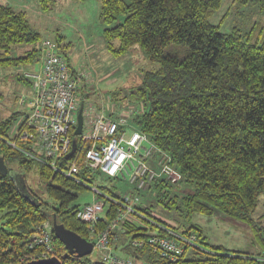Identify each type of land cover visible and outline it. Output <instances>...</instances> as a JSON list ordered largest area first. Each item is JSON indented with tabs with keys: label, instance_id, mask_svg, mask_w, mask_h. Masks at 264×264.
Here are the masks:
<instances>
[{
	"label": "trees",
	"instance_id": "1",
	"mask_svg": "<svg viewBox=\"0 0 264 264\" xmlns=\"http://www.w3.org/2000/svg\"><path fill=\"white\" fill-rule=\"evenodd\" d=\"M233 1L253 4L264 16V0ZM38 2L43 12L54 6V0ZM99 2L107 52L121 57L136 47L149 62L158 65L156 70L143 71L140 84L129 92L138 105L137 113H132L129 120L157 148L154 163L165 154L180 176L176 182L158 178L145 190L132 185L136 193L148 191L149 197L146 204H135V214L121 223L122 231L116 237H121L122 253L117 254L132 258L136 264H264V255L251 256L210 244L200 227H180L165 212L176 210L188 217L218 212L243 222L255 236H264L259 219L253 217L264 193V22L244 33L236 28L220 32L209 17L220 8L222 0ZM64 39L56 34L55 41L50 42L57 54L70 63V43L63 44L62 53L58 51ZM43 41L46 40L31 27L25 11L0 4V75L5 71L18 83L30 85L24 72L40 63ZM37 43L39 47H31L22 55H10L13 46ZM90 84L88 78L83 83V93ZM116 92L114 99L120 95L119 90ZM97 111L104 112L103 107ZM115 111L109 110L107 117L115 116ZM21 115L15 111L0 120V157L8 168L7 175H0V264H33L41 260L44 248L31 247L30 241L44 223L50 225L53 245V252L46 258L56 257L61 264H107L99 257H65L67 251L52 231V219L91 241L87 225L75 216L80 206L72 204L77 193L91 184L93 176L83 171L77 175L82 183L75 182L12 148L9 142L13 134L9 136V131ZM87 148L78 139L76 153ZM12 166L21 175L36 172L39 190L30 188L21 176L16 184L10 175ZM105 190L103 194L109 198L123 200ZM104 205L98 230L118 214L113 202L105 201ZM153 235L193 236L195 242L182 245L183 254L171 261L149 245ZM113 236L111 246L116 238Z\"/></svg>",
	"mask_w": 264,
	"mask_h": 264
},
{
	"label": "built area",
	"instance_id": "2",
	"mask_svg": "<svg viewBox=\"0 0 264 264\" xmlns=\"http://www.w3.org/2000/svg\"><path fill=\"white\" fill-rule=\"evenodd\" d=\"M40 48L39 70L24 72V76L31 82L35 97H28V92L24 90L17 99L18 106H28L29 110L14 127L13 140L9 142L12 148L78 183L82 182L77 179V175L83 171L89 176L100 173L107 178L125 180L137 190H145L152 181L161 177L178 181L180 176L171 167L170 157L161 154L154 163L153 158L158 151L149 138L138 130L126 132L125 125L132 111H122L116 120L110 119L102 111H96L87 122L90 132H85L84 99L80 97L79 91L90 78V72L73 68L57 54L54 44L49 40L43 41ZM83 96L87 98L88 91ZM81 104L83 125L81 134L75 136ZM74 139L77 143L75 151L66 158ZM78 139L81 144L88 145V148L76 153ZM79 158H82L81 165L78 164ZM92 190L96 199L81 206L75 213L76 218L87 225V230L94 239L92 251L107 264H136L132 258L118 255L109 243L111 235L115 238L122 231L121 223L135 214V201L129 197L121 201L114 200L95 187ZM101 199H104L103 202ZM105 201L116 204L118 214L103 229L98 230ZM194 242L193 236L168 238L153 235L148 239L154 251H159L161 256L171 261L183 254L182 245H193ZM138 243L141 245V242ZM30 245H41L44 248L39 256L41 259L53 252L48 223L37 229Z\"/></svg>",
	"mask_w": 264,
	"mask_h": 264
},
{
	"label": "rangeland",
	"instance_id": "3",
	"mask_svg": "<svg viewBox=\"0 0 264 264\" xmlns=\"http://www.w3.org/2000/svg\"><path fill=\"white\" fill-rule=\"evenodd\" d=\"M11 2L14 4L15 10L26 12L31 27L40 34L42 40L54 42L56 34L63 36L65 39L61 41L58 51L62 53L63 44L70 43L67 51L70 64L79 71L90 72L92 84L87 85L89 96L87 98L83 96V86L79 91L80 97L84 99L85 132H90L87 122L92 119L98 107L100 109L103 107V111L108 116L110 115L109 110L113 109L116 110L115 116L120 111L137 113L138 105L130 98L129 92L140 84L143 71L156 70L158 65L149 62L136 47L130 54L121 57H114L107 52L102 38L103 25L100 19L99 0L83 2L54 0V6L49 12L41 10L38 0H11ZM209 22L218 25L220 32H229L232 28H236L239 32L244 33L256 23L263 24L264 16L253 4L241 5L234 3L233 0H222L220 8L210 15ZM34 46L39 47L40 43L33 46H13L10 55L12 57L22 55ZM5 73L3 71L1 75H6ZM1 75L0 120L9 117L15 111L25 115L29 107L18 106L16 98L18 99L24 90L28 92V97H35L31 82L30 85L24 86L11 76L6 75L2 78ZM116 90L120 91V95L114 99L113 94L117 93ZM115 116L109 118L115 120L114 118H117ZM12 124L9 136L13 134L16 123ZM136 129L131 120H127L126 132L130 133ZM10 175L16 184L21 176L26 179L30 188L35 191L39 190V177L36 172L21 175L17 167L12 166ZM85 187L83 191L77 193V200L72 204L73 206L81 207L93 202L96 199L92 190L94 187L99 188L102 194L107 189L122 197L123 200L125 197H129L135 201L134 205L146 204L149 197L148 191L136 193L127 181L110 179L100 173L94 174L91 184H87ZM105 196L107 197V195ZM103 200L101 199V202ZM155 210L158 211L157 208ZM160 211L163 212V210ZM165 212H168L167 216L180 227L189 225L200 227L210 244L222 246L229 251L247 253L251 256L264 255V236L262 238L255 236L254 232L243 222L218 212L212 216L193 214L189 217L176 210H166ZM253 217L259 219L264 230V193L259 197ZM90 240L93 242V237H90ZM89 256L95 258L97 253L92 251Z\"/></svg>",
	"mask_w": 264,
	"mask_h": 264
},
{
	"label": "water",
	"instance_id": "4",
	"mask_svg": "<svg viewBox=\"0 0 264 264\" xmlns=\"http://www.w3.org/2000/svg\"><path fill=\"white\" fill-rule=\"evenodd\" d=\"M83 105L81 104L77 114V125L75 129V136L81 134L83 117H82ZM76 140L74 139L71 144V151L66 155V158H69L76 148ZM8 174V168L4 163L2 157H0V175L5 176ZM52 231L54 236L64 245L66 249L65 257L68 255H75L78 258L89 256L92 253L93 244L91 241L86 240L85 238L80 237L76 233L65 229L62 224L57 223L56 219H52ZM33 264H61L60 260L56 257H50L46 259H41L33 261Z\"/></svg>",
	"mask_w": 264,
	"mask_h": 264
},
{
	"label": "crops",
	"instance_id": "5",
	"mask_svg": "<svg viewBox=\"0 0 264 264\" xmlns=\"http://www.w3.org/2000/svg\"><path fill=\"white\" fill-rule=\"evenodd\" d=\"M11 0H0V4L2 5H9L11 7H13L14 4H11ZM40 68V65L35 67V68H26L25 71H29V72H37ZM9 74V73H8ZM120 239L121 237L120 236H117L115 239H114V244L111 246L113 250H115L116 253H122V245L120 244Z\"/></svg>",
	"mask_w": 264,
	"mask_h": 264
}]
</instances>
